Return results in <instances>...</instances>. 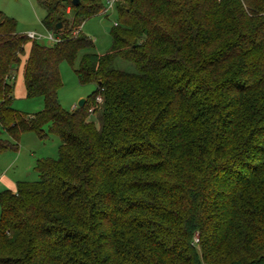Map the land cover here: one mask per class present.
<instances>
[{
    "label": "trees",
    "instance_id": "trees-1",
    "mask_svg": "<svg viewBox=\"0 0 264 264\" xmlns=\"http://www.w3.org/2000/svg\"><path fill=\"white\" fill-rule=\"evenodd\" d=\"M71 2L39 0L49 46L0 13V154L26 133L60 142L36 182L0 192V264H264V0H116L109 52L75 71L96 90L68 112L58 67L105 12ZM29 41L33 115L11 108Z\"/></svg>",
    "mask_w": 264,
    "mask_h": 264
},
{
    "label": "rangeland",
    "instance_id": "rangeland-1",
    "mask_svg": "<svg viewBox=\"0 0 264 264\" xmlns=\"http://www.w3.org/2000/svg\"><path fill=\"white\" fill-rule=\"evenodd\" d=\"M105 12L92 17L82 23L79 28L81 35L87 37L92 42V47L78 52L72 65L62 62L59 67V76L62 86L57 91V101L60 107L66 111H71L76 107L81 99H87L95 90V84H79L75 71L79 67L81 58L85 54L104 55L111 48V28L118 22L115 12V3L109 7L108 2L113 0H100ZM67 12V20L71 16ZM0 13L16 24V33L22 36L34 34L39 38L37 44L49 46L52 44L48 40L49 33L42 25L45 10L39 0H0ZM29 41L21 56V63L14 76V89L12 92L11 108L25 115H33L42 109L41 99L28 100L25 95V87L22 78L23 65L28 57L30 49ZM113 68L120 72L135 73L134 66L122 59L116 58L113 61ZM12 82V84H13ZM88 121L96 128L100 127L99 112L90 114ZM60 142L57 137L48 136L46 140H40L35 134H23L18 143V151H7L0 154V192L3 190L15 191L17 182L33 183L38 180L34 171L35 163L42 159L56 160Z\"/></svg>",
    "mask_w": 264,
    "mask_h": 264
},
{
    "label": "built area",
    "instance_id": "built-area-1",
    "mask_svg": "<svg viewBox=\"0 0 264 264\" xmlns=\"http://www.w3.org/2000/svg\"><path fill=\"white\" fill-rule=\"evenodd\" d=\"M115 2H116V0H113V1H111V2H108L109 7H112L113 4H114ZM25 37H26L27 39H29V40H37V39L39 38L38 36H36V35H34V34H30V33L27 34ZM48 40H49L50 42H52V44L57 43V42L59 41L58 38L53 37L50 33H49V35H48ZM96 101H97L98 103L101 102L100 98H97ZM89 112H91V110H90ZM193 243H194V244H197V243H198V238H197V236H195V237L193 238Z\"/></svg>",
    "mask_w": 264,
    "mask_h": 264
},
{
    "label": "water",
    "instance_id": "water-1",
    "mask_svg": "<svg viewBox=\"0 0 264 264\" xmlns=\"http://www.w3.org/2000/svg\"><path fill=\"white\" fill-rule=\"evenodd\" d=\"M130 1H132V0H130ZM71 4H72V6H76V5L78 4V0H72ZM59 27H60V25L57 26V28H59ZM84 102H85V99H84V100L81 99V100H79V101L77 102V105H76V106H77L78 108H81V107L83 106Z\"/></svg>",
    "mask_w": 264,
    "mask_h": 264
},
{
    "label": "crops",
    "instance_id": "crops-1",
    "mask_svg": "<svg viewBox=\"0 0 264 264\" xmlns=\"http://www.w3.org/2000/svg\"><path fill=\"white\" fill-rule=\"evenodd\" d=\"M11 192H15V191H11Z\"/></svg>",
    "mask_w": 264,
    "mask_h": 264
}]
</instances>
